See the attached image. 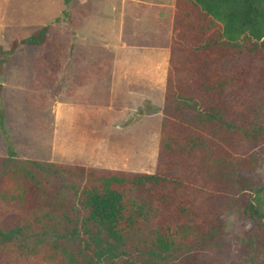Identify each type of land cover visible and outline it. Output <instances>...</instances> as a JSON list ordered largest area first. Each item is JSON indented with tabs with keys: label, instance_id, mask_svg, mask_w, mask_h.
<instances>
[{
	"label": "trees",
	"instance_id": "trees-1",
	"mask_svg": "<svg viewBox=\"0 0 264 264\" xmlns=\"http://www.w3.org/2000/svg\"><path fill=\"white\" fill-rule=\"evenodd\" d=\"M48 29L0 47V78ZM158 149L142 172L23 158L10 144L0 264H209L224 212L251 223L230 264H264V187L251 199L264 180L253 176L264 164V0H174Z\"/></svg>",
	"mask_w": 264,
	"mask_h": 264
},
{
	"label": "rangeland",
	"instance_id": "rangeland-1",
	"mask_svg": "<svg viewBox=\"0 0 264 264\" xmlns=\"http://www.w3.org/2000/svg\"><path fill=\"white\" fill-rule=\"evenodd\" d=\"M173 7L174 0H0V47L49 26L47 41L19 47L0 78V155L12 144L23 158L155 171ZM253 176H264V164ZM250 227L222 213L209 264L239 259L236 237Z\"/></svg>",
	"mask_w": 264,
	"mask_h": 264
},
{
	"label": "water",
	"instance_id": "water-1",
	"mask_svg": "<svg viewBox=\"0 0 264 264\" xmlns=\"http://www.w3.org/2000/svg\"><path fill=\"white\" fill-rule=\"evenodd\" d=\"M263 187H264V183L254 191V193H253V195H252V201H253V202H254V200H253L254 195L256 194V192H257L259 189H262Z\"/></svg>",
	"mask_w": 264,
	"mask_h": 264
}]
</instances>
